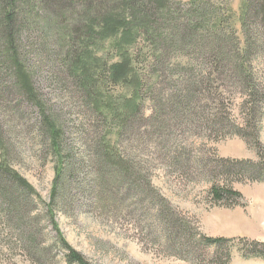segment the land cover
<instances>
[{"label":"rangeland","instance_id":"1","mask_svg":"<svg viewBox=\"0 0 264 264\" xmlns=\"http://www.w3.org/2000/svg\"><path fill=\"white\" fill-rule=\"evenodd\" d=\"M22 1L14 33L40 104L16 83L0 33V162L35 195L5 186L12 196L0 197V264H70L54 220L89 264H264V0L212 3L231 14L234 38L249 45L255 91L246 90V73L223 68L209 48L186 54L195 47L184 50L180 27L193 0H173L178 46L158 60L142 50L143 40L130 48L116 37L92 45L97 86L115 99L104 101L111 113L131 97L109 79L129 49L131 57L142 51L135 66L144 83H154L122 130L115 121L110 130L94 111L71 64L87 19L123 0H33L31 9ZM215 67L220 78L202 74ZM45 116L62 133L60 149Z\"/></svg>","mask_w":264,"mask_h":264},{"label":"trees","instance_id":"2","mask_svg":"<svg viewBox=\"0 0 264 264\" xmlns=\"http://www.w3.org/2000/svg\"><path fill=\"white\" fill-rule=\"evenodd\" d=\"M20 1L21 0H0V11H2V20H4L0 25L2 28L0 29V33L6 41L5 46L7 54L12 57L11 62L15 69L16 83L27 93V99L29 101L40 104L37 93L33 88L31 77L27 72L28 70L20 60V49L14 33L13 24L17 15L16 5H18ZM60 1H62L64 5L66 0ZM212 3H214V0H193L192 4L194 8L187 13L185 18L186 24L180 27V42H183L184 50L187 49L186 45L188 43L195 47V49L192 48L191 51L186 54L194 50L198 51L201 47H205L204 49L209 48L208 51H211L210 58L216 57L222 61L221 64H223V68L237 70L244 74L246 73L250 80L249 83L245 85L246 90L255 91L256 85L249 78L252 76L251 63L248 61L249 45L242 44L240 40L235 39L236 37L234 38L235 31L231 29L229 25L231 14L226 13L227 10L225 8H217L218 6L216 7ZM21 4V7L24 9H31L33 0H24ZM147 4L153 6L155 12L148 11ZM120 5L121 6L116 11L110 10L100 16L87 19L84 24L85 31L82 33V37L78 38L80 43L78 54L71 64V69L74 71V75L79 78L82 89L91 107L102 116L105 123L111 124L109 127L110 130L117 126V123L120 125L119 129L122 130L129 121L139 114L140 104L137 102V99L142 97L141 93L143 90H145V93H148V91L154 87V83L146 81L145 79L144 80L148 83H144L142 75L135 66L139 61L138 57H140L142 51L140 53L139 50L137 56L131 57L130 54H128L129 49L124 53L126 55L123 56L120 62L116 64L113 63L110 66L109 79L114 85L119 84L120 86L122 85V87H128L131 90V97L125 101L124 107L113 108L111 113L104 106L107 105L104 101L109 100L104 94H109V92L106 91L104 93L103 89L99 85L97 86L98 80L94 78V76L99 75L98 64L100 58H93V51L90 49L91 46L95 45V43L100 45L99 43L116 37L119 42V44L116 43L117 45L128 46L130 48L132 46L137 47L136 45H140L139 43L143 40L145 45L141 47L142 50L144 47H147L148 51H151V53L157 52L156 54L152 53L155 60L160 59L159 56H161V58L163 57L164 49L165 52L168 53L174 46H178L175 39H173V36H176V34H173L174 31L172 30L174 22L171 23L173 20L172 17H174L176 13L173 7V0H123ZM221 5L223 6L224 3H220V6ZM248 8H251L250 2ZM261 12L264 14V3L261 5ZM233 40H236L237 43L233 42ZM167 44L170 47H167ZM101 68H104V70L106 69L103 65ZM214 69L202 72V74L210 73L211 76L220 78L221 71L218 67ZM202 80L200 78L195 84L201 83ZM139 82L141 85L137 88ZM191 92L190 85L189 88H187V86L183 88V95L186 97L191 95ZM254 96L255 95H253V97ZM114 100L115 99L109 101ZM45 118L50 131L49 133L52 135L53 147L55 150L60 149L62 133L50 118L47 116H45ZM113 121H115V126H113ZM105 152L108 153L106 150ZM113 156L114 155L109 158L112 164H114ZM114 165L122 168V165L119 163ZM61 172L62 166L59 165V167H57V177H60ZM10 185L24 190L29 195H35V190L28 181L11 169L10 166L0 162V197L4 196L8 198L12 196L11 192L6 193L7 189L5 188V186L10 187ZM53 226L57 232V240L61 243L59 246H62V249H65L67 252L65 256L66 261L70 264H89L79 253L75 252L68 245L55 220L53 221ZM220 241L222 240H210V242L213 243H219Z\"/></svg>","mask_w":264,"mask_h":264}]
</instances>
